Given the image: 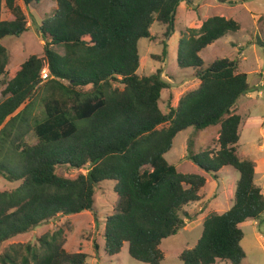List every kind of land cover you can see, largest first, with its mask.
Returning <instances> with one entry per match:
<instances>
[{"label":"trees","instance_id":"obj_1","mask_svg":"<svg viewBox=\"0 0 264 264\" xmlns=\"http://www.w3.org/2000/svg\"><path fill=\"white\" fill-rule=\"evenodd\" d=\"M21 1L29 7L43 0ZM47 1L56 8L38 27L43 57L31 56L7 70L9 55L1 41L20 38L28 27L16 0H0V177L20 183L13 191H0V245L58 215L93 212L96 187L111 181L118 201L105 220L104 253L115 257L127 244L133 260L162 264V241L180 231L181 215L194 220L184 209L200 200L206 184L202 175L179 173L164 156L179 133L219 126L217 148L190 153L188 159L215 177L224 167L238 172L232 207L207 215L201 237L178 259L181 264H241L246 254L240 226L264 214L255 164L238 152L242 117L235 107L251 87L234 61L218 59L205 67L200 57L240 25L214 16L183 30L177 67L194 71L199 85L165 113L161 95L171 83L162 79L161 68L137 74L138 44L153 38V25L164 29V37L173 34L178 6L191 0ZM4 12L12 19L3 20ZM263 22L260 17L259 35ZM254 44L264 52V34ZM52 46H62L63 55ZM44 68L48 80L42 82ZM30 132L36 140L32 146L24 141ZM60 167H87V172L68 179L58 175ZM65 243L59 228L35 244L11 245L0 254V264H86L88 256L68 253Z\"/></svg>","mask_w":264,"mask_h":264},{"label":"rangeland","instance_id":"obj_2","mask_svg":"<svg viewBox=\"0 0 264 264\" xmlns=\"http://www.w3.org/2000/svg\"><path fill=\"white\" fill-rule=\"evenodd\" d=\"M191 1L190 5L181 3L178 6L173 34L164 37V29L153 25L151 28L153 38L139 41L141 61L137 74L146 76L161 68L162 74L171 78V87L162 92L160 103L161 109L168 113L169 108L175 107L183 94L196 89L199 84L194 71L180 70L177 67V44L183 36V30L195 27V21L197 25H200L214 16L237 22L240 25L237 33L227 34L203 50L200 57L205 67L218 59H229L237 64V72L247 75L252 93L256 92V95L251 94L247 98H240L237 102V113L243 118L240 128L239 153L252 161L261 159L264 153L259 151L258 146L264 136V52L257 46L251 45L255 43L257 36L262 37L264 34V25L261 28L263 34L259 35L260 26L257 23L260 17H264V0L224 1L232 5L219 3L217 0ZM16 4L21 7L26 17L28 31L20 38L7 37L1 41L9 55L7 70L15 69L31 56L43 57L45 42L39 35L38 27L44 19L52 16L56 8L53 2L47 0L41 1L38 5L31 4L29 7H25L21 0H16ZM2 19L7 21L12 18L10 13L4 12ZM231 42L235 43V47ZM51 49L60 55L64 53L62 46H52ZM162 79L169 82L166 78L162 77ZM118 88L122 89V86ZM2 90L0 89V103L4 100L1 96ZM218 133L219 126L202 131L189 128L175 137L171 150L164 156L165 161L174 166L179 173L202 175L209 183L202 191L206 195L205 198L208 197V202L199 203L198 201L184 209L188 217H194V221L198 220V222H190L187 217L181 215L184 224L179 233L162 241L160 246L164 255L162 264H181L178 256L183 250L193 248L201 237L202 219L210 213L225 212L228 209L229 200L232 197L227 195V189L233 188V193L235 192L239 179L238 172L227 168L225 171L218 172L216 178L214 174L205 173L188 159L190 153L195 155L216 149ZM24 141L30 146L36 144L31 132ZM86 172L87 167L79 171L67 167L58 169V175L68 179H74ZM19 185L20 183H10L0 177V191H13ZM114 185V182L105 181L96 187L93 212H82L69 216L58 215L36 229L18 235L0 245V254L13 244H35L47 232L62 228L66 239L65 250L68 253L86 254L88 256L86 264H142L128 255L127 244L115 257H108L104 253L105 220L114 213L118 201ZM197 214L198 217H196ZM254 222L257 226H253ZM242 230L244 237L241 246L246 258L241 264H264V243L262 242L264 240V215L258 221L245 223Z\"/></svg>","mask_w":264,"mask_h":264},{"label":"crops","instance_id":"obj_3","mask_svg":"<svg viewBox=\"0 0 264 264\" xmlns=\"http://www.w3.org/2000/svg\"><path fill=\"white\" fill-rule=\"evenodd\" d=\"M224 4V3H223ZM222 4V5H223ZM20 7V6H19ZM21 8V7H20ZM194 22V21H193ZM195 23V27H192V28H198L200 25H197V22L195 21L194 22ZM197 25V26H196ZM216 43V42H215ZM232 43V45H234L235 43H233V42H231ZM230 43V44H231ZM213 45V44H212ZM211 45V46H212ZM251 46H256L255 44H253V45H251ZM208 47H210V46H208ZM233 47H235V45L233 46ZM237 47V46H236ZM239 47V46H238ZM187 71V70H186ZM162 77L163 78H166V79H168L169 80V82L168 83H170V79L169 78H167L166 76H165V74H162ZM187 81V80H186ZM198 81V80H197ZM199 83V82H198ZM199 85V84H198ZM251 87V86H250ZM251 94H254V95H256V92H253L252 93V90H251V92L250 93H248L246 96H244V97H242V98H247L248 96H250ZM161 100H162V95H161ZM235 114H238L237 113V105H236V107H235ZM239 115V114H238ZM241 116V115H240ZM242 117V116H241ZM243 119V118H242ZM242 123H243V121L241 122V125H242ZM241 125H240V128H241ZM239 128V134H240V129ZM240 137H241V134H240ZM217 139H218V137H217ZM239 141H240V139H239ZM238 147H239V142H238ZM259 151L263 154L264 153V136H263V140H262V142L259 144ZM238 152H239V149H238ZM239 155L241 156V157H243V158H246L245 156H243L242 154H240L239 153ZM246 159H249V158H246ZM249 160H251V159H249ZM252 161V160H251ZM254 164H255V175H254V182H255V184L261 189V193H262V195L264 196V157H262L261 159H258V160H256V161H252ZM227 168H229V167H224V168H222V169H220L219 170V173L221 172V170H227ZM218 174V173H217ZM217 174H216V178H217ZM209 182H208V180L206 179V186H207V184H208ZM205 186V187H206ZM205 187H203L200 191H199V197H200V200H199V203H202V202H208V197L207 198H205V196L206 195H204L203 193H202V191H203V189L205 188ZM233 188H229V189H227V195H229V197L231 198L230 200H229V206H228V209H227V211L232 207V201H233V197H234V193H233ZM194 206H196V205H194ZM227 211H225V212H227ZM215 213H218V214H222V213H224V212H215ZM264 215V214H263ZM196 217H198V214L196 215ZM195 217V218H196ZM198 219V218H197ZM203 220H204V218L202 219V222H203ZM249 221H251V220H249ZM249 221H246L245 223H247V222H249ZM193 223H196V222H198V220L197 221H192ZM251 222H253V221H251ZM244 223V224H245ZM244 224H242L241 226H240V229L242 230V226L244 225ZM253 226H257V224H256V222H254V225ZM259 226V225H258ZM242 232H243V230H242ZM179 233V232H178ZM244 235V234H243ZM263 243H264V240L262 241ZM189 249V248H188ZM217 263H222V264H227V263H224V262H216V264Z\"/></svg>","mask_w":264,"mask_h":264},{"label":"built area","instance_id":"obj_4","mask_svg":"<svg viewBox=\"0 0 264 264\" xmlns=\"http://www.w3.org/2000/svg\"><path fill=\"white\" fill-rule=\"evenodd\" d=\"M46 80H48V70L47 69H44L41 72V81H46Z\"/></svg>","mask_w":264,"mask_h":264},{"label":"water","instance_id":"obj_5","mask_svg":"<svg viewBox=\"0 0 264 264\" xmlns=\"http://www.w3.org/2000/svg\"><path fill=\"white\" fill-rule=\"evenodd\" d=\"M225 4H227V5H232L231 3H227V2H225ZM263 51V50H262Z\"/></svg>","mask_w":264,"mask_h":264},{"label":"clouds","instance_id":"obj_6","mask_svg":"<svg viewBox=\"0 0 264 264\" xmlns=\"http://www.w3.org/2000/svg\"><path fill=\"white\" fill-rule=\"evenodd\" d=\"M44 69H47V68H44ZM44 69H43V70H44ZM161 77H162V75H161ZM40 81H41V79H40ZM42 82H44V81H42ZM167 82H168V81H167Z\"/></svg>","mask_w":264,"mask_h":264}]
</instances>
